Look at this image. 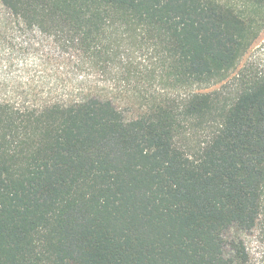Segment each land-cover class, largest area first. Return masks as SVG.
Instances as JSON below:
<instances>
[{"label":"trees","instance_id":"trees-1","mask_svg":"<svg viewBox=\"0 0 264 264\" xmlns=\"http://www.w3.org/2000/svg\"><path fill=\"white\" fill-rule=\"evenodd\" d=\"M0 3L76 65L39 96L0 98V264H254L243 236L264 198V73L232 100L192 88L236 66L264 0ZM135 49L160 88L129 110L92 78ZM197 129L210 132L193 143Z\"/></svg>","mask_w":264,"mask_h":264},{"label":"rangeland","instance_id":"rangeland-1","mask_svg":"<svg viewBox=\"0 0 264 264\" xmlns=\"http://www.w3.org/2000/svg\"><path fill=\"white\" fill-rule=\"evenodd\" d=\"M145 53L146 50L131 51L128 58L133 65L127 66L126 61L117 64L119 66L115 73L113 71L109 77L94 74L92 81L96 88L105 89L117 100L126 103H122L123 108L130 106L129 110H134L138 106L136 102L142 100L138 98L139 95L150 94L160 88L159 81L146 80L145 73L138 72L146 66H156V60L150 58V53ZM75 66V61L64 63L58 47L52 41L41 33L26 29L0 3V98L32 97L28 92L29 87H36L39 96L42 93L38 90L45 83L74 79L76 74L72 70ZM63 68H66V72H63ZM255 73H264V26L236 66L222 80L209 85L194 86L192 90L218 92L232 100L240 91L242 77ZM189 90L191 89H181L179 94L183 95ZM128 101L133 102V105ZM209 132L208 129H197L190 134L191 140L193 143L203 141ZM243 239L254 264H264V198L255 228L245 234Z\"/></svg>","mask_w":264,"mask_h":264}]
</instances>
